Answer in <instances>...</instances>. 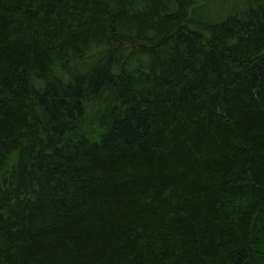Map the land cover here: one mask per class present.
Masks as SVG:
<instances>
[{
	"label": "trees",
	"instance_id": "1",
	"mask_svg": "<svg viewBox=\"0 0 264 264\" xmlns=\"http://www.w3.org/2000/svg\"><path fill=\"white\" fill-rule=\"evenodd\" d=\"M0 264H264V0H0Z\"/></svg>",
	"mask_w": 264,
	"mask_h": 264
}]
</instances>
